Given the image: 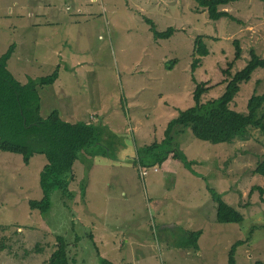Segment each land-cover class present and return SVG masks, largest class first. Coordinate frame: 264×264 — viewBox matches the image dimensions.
Listing matches in <instances>:
<instances>
[{
  "label": "rangeland",
  "instance_id": "rangeland-1",
  "mask_svg": "<svg viewBox=\"0 0 264 264\" xmlns=\"http://www.w3.org/2000/svg\"><path fill=\"white\" fill-rule=\"evenodd\" d=\"M225 9L236 21L213 22L193 0H0V59L16 46L8 70L22 84L59 70L53 86L39 89L41 116L59 111L68 123L99 126L116 147L108 156H86L90 169L77 162L73 199L55 192L46 215L29 205L44 197L46 158L27 166L20 155L0 151V240L7 238L9 247L0 264H48L59 237L75 264H228L240 241L246 244L237 249L238 264H264V178L254 173L264 159L258 131L212 144L176 129L174 148L195 163L193 171L172 159L151 168L133 163L144 148L164 145L169 123L194 106L198 84L209 89L204 103L223 94L222 70L234 59L235 41L244 53L234 74L252 50L264 58V3ZM147 19L175 34L155 40ZM198 37L206 38L210 56L193 80ZM262 80L264 70L242 86L232 108L246 113L252 95L264 91ZM210 189L244 223H217ZM197 231L203 232L198 252L177 249L184 232Z\"/></svg>",
  "mask_w": 264,
  "mask_h": 264
},
{
  "label": "trees",
  "instance_id": "trees-1",
  "mask_svg": "<svg viewBox=\"0 0 264 264\" xmlns=\"http://www.w3.org/2000/svg\"><path fill=\"white\" fill-rule=\"evenodd\" d=\"M193 1L207 12L211 21L219 22L225 18L236 21L225 8L246 0ZM258 1L264 3V0ZM147 23L157 41L169 40L175 34L174 28L159 32L153 21L147 19ZM233 44L234 59L228 63L227 69L222 70L225 85L223 94L213 101L204 103L203 97L209 89L206 83L198 84L193 95L194 106L181 112L169 123L164 145L154 144L141 150L137 155L138 158L133 161L135 165L151 168L172 159L181 162L187 169L193 171L195 163L189 161L181 151L174 148L173 133L176 129H191L196 139L212 144H232L237 140H247L253 131H258L264 137V91L261 94L252 95L248 101L246 113L232 108L241 93L242 86L251 83L256 72L264 70V58L252 50L247 66L234 74L233 70L242 60L244 52L239 41ZM15 50L16 46L12 45L0 59V151L20 155L27 166L36 156L46 158L47 165L40 175V186L44 197L41 201H32L29 204L32 211L46 215L52 209V196L55 192H60L63 199H73L74 194L70 186L74 179L73 170L77 162H87L86 165L90 169L92 165L86 156L93 158L101 154L108 156L116 147L112 150L107 145L109 138L105 137L104 129L99 126L87 123H68L59 111L52 112L48 118L44 119L41 116L39 89L53 86L59 79V70L48 77L29 79L26 84H22L7 68ZM209 56L210 50L206 38L198 37L195 40L192 56L193 80H195L194 74L201 67L203 59ZM258 84H262L264 90V80L259 81ZM254 173L264 178V159L257 164ZM142 176L145 177L143 173ZM81 188L85 195L84 183ZM259 190L263 195V190ZM209 192L217 208V223L221 225L244 223L245 216L241 212L227 204L215 190L210 189ZM202 235V231L184 232L177 249L198 252ZM7 240V238L0 240V254L9 249L5 244ZM245 244V241H240L232 246L228 264H238L237 249ZM55 247L56 250L48 264H75L64 238L59 237ZM36 250L43 252L39 246ZM101 264L114 263L101 260Z\"/></svg>",
  "mask_w": 264,
  "mask_h": 264
},
{
  "label": "built area",
  "instance_id": "built-area-1",
  "mask_svg": "<svg viewBox=\"0 0 264 264\" xmlns=\"http://www.w3.org/2000/svg\"><path fill=\"white\" fill-rule=\"evenodd\" d=\"M155 171H157V170H155ZM143 175H144V176H146V175H147V173H146V172H143Z\"/></svg>",
  "mask_w": 264,
  "mask_h": 264
},
{
  "label": "crops",
  "instance_id": "crops-1",
  "mask_svg": "<svg viewBox=\"0 0 264 264\" xmlns=\"http://www.w3.org/2000/svg\"><path fill=\"white\" fill-rule=\"evenodd\" d=\"M67 121V120H66Z\"/></svg>",
  "mask_w": 264,
  "mask_h": 264
}]
</instances>
